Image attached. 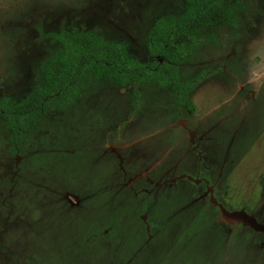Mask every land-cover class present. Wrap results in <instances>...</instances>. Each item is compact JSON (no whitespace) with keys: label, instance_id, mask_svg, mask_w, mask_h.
I'll return each mask as SVG.
<instances>
[{"label":"rangeland","instance_id":"1","mask_svg":"<svg viewBox=\"0 0 264 264\" xmlns=\"http://www.w3.org/2000/svg\"><path fill=\"white\" fill-rule=\"evenodd\" d=\"M186 2L0 0V101L32 92L63 30L152 61L149 31ZM243 3L182 67L204 79L181 111L169 89L88 75L21 156L0 118V264H264V231L223 214L264 227V0Z\"/></svg>","mask_w":264,"mask_h":264},{"label":"trees","instance_id":"2","mask_svg":"<svg viewBox=\"0 0 264 264\" xmlns=\"http://www.w3.org/2000/svg\"><path fill=\"white\" fill-rule=\"evenodd\" d=\"M243 7V0H187L183 14H167L149 31L146 52L152 61H140L126 45L95 31L63 30L49 35L57 50L41 63L40 79L32 92L20 102L0 101V118H5L11 133L12 154L21 156L25 136L40 117L77 104L88 75L117 87L157 85L169 89L181 111L204 79L202 74L187 80L181 77V69L200 45L202 33L233 25ZM136 107L139 109V103Z\"/></svg>","mask_w":264,"mask_h":264},{"label":"water","instance_id":"3","mask_svg":"<svg viewBox=\"0 0 264 264\" xmlns=\"http://www.w3.org/2000/svg\"><path fill=\"white\" fill-rule=\"evenodd\" d=\"M223 214H224L225 217H227L228 219H230V220H232V221L237 220V219H242V220L246 221L247 223H249V224L255 226L256 228H258V229L264 231V227L257 226L256 222H254V221L251 220V219L246 218V216H245L244 214H237V215H232V214H231V215H230V214H228V213L225 212V211H223Z\"/></svg>","mask_w":264,"mask_h":264},{"label":"flooded vegetation","instance_id":"4","mask_svg":"<svg viewBox=\"0 0 264 264\" xmlns=\"http://www.w3.org/2000/svg\"><path fill=\"white\" fill-rule=\"evenodd\" d=\"M201 75V74H200ZM199 76V75H198ZM182 77V76H181ZM174 167H176V166H174Z\"/></svg>","mask_w":264,"mask_h":264}]
</instances>
